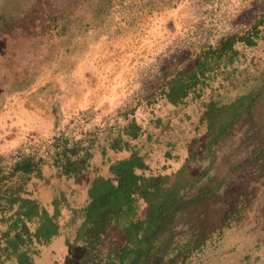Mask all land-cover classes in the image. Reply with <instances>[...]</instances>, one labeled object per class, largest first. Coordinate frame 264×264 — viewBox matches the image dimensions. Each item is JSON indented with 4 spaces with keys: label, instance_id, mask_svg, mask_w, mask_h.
Here are the masks:
<instances>
[{
    "label": "rangeland",
    "instance_id": "rangeland-1",
    "mask_svg": "<svg viewBox=\"0 0 264 264\" xmlns=\"http://www.w3.org/2000/svg\"><path fill=\"white\" fill-rule=\"evenodd\" d=\"M247 36L254 45L241 39ZM230 38L232 60L210 56L200 82L171 103L168 82L195 71ZM262 86L264 0H0V168L9 171L27 155L43 158L39 171L13 181L66 236L63 250L52 248L54 235L32 237L23 249L34 264H80L85 243L75 234L90 183L115 179L112 162L136 152L145 165L137 175L163 178L166 191L187 182L178 198L187 205L148 244L156 252L151 264H264V100L256 98L212 146L206 116L210 106ZM46 113L51 123L43 127ZM134 124L144 130L135 139L126 134ZM75 145L90 153L89 166L61 174L57 152ZM134 206L109 229L91 264H129V255L114 257L110 249L141 244L125 232L130 221L146 219L148 204L136 196ZM28 225L34 234L38 223ZM2 264L17 258L3 256Z\"/></svg>",
    "mask_w": 264,
    "mask_h": 264
},
{
    "label": "trees",
    "instance_id": "trees-1",
    "mask_svg": "<svg viewBox=\"0 0 264 264\" xmlns=\"http://www.w3.org/2000/svg\"><path fill=\"white\" fill-rule=\"evenodd\" d=\"M241 39L248 45L255 44L254 38L250 36ZM234 43L235 40L231 38L223 41L219 48L205 53L204 60L200 62L195 71L180 73L170 80L166 92L167 99L177 104L185 98L190 90L200 82L198 77L201 74L204 75V68L210 56H213L214 60L220 64L231 61L237 54ZM256 98L260 102L264 100V86L222 108L210 106L206 113L211 122L208 130L209 146L223 139L230 132L236 120L244 116V112L251 111L255 107ZM141 133L142 129L136 124L131 125V129L126 132L133 139ZM116 144H120L119 140ZM115 148H119V145ZM81 151L82 149L75 145L72 148L63 147L60 152H57L54 165L62 168L61 174L77 176L89 166L90 153L87 149L84 154H81ZM60 154H62L61 157ZM42 163H44L43 158L27 155L17 161L9 171L0 168L1 222L8 223V229L1 234V240L6 243V247H0V264L3 263V256L12 255L16 256L17 264H34L32 257L23 249V246L27 244V241L30 242L32 237L40 241L41 236L48 240L56 234L53 218L38 205L36 200L21 197L20 192L23 186L19 180L13 181L15 176L22 181L25 176L39 171ZM143 168H145L143 159L134 152L128 159L117 161L110 167L115 179L97 177L93 181L89 190L91 202L84 211L85 220L78 233V240L85 243V251L80 264H91L97 258L98 246L106 237L109 229L125 215L134 213L136 196L148 204L147 217L145 220L130 221L125 234L129 238L135 234L139 235L140 239L137 238V240L141 244L131 250L128 248L120 251L110 249V252L114 254V257L129 255L131 257L129 264H151L153 262L156 252L150 251L148 244L157 238L160 230L169 229L173 216L187 205L181 204L178 199L180 189L187 182L181 180L174 185L173 190L166 191L163 187V178H145L135 173L136 169ZM204 196L201 195L195 200H201ZM15 205L17 208L14 214L7 218L5 213L10 212ZM28 223H38L34 234L31 233Z\"/></svg>",
    "mask_w": 264,
    "mask_h": 264
},
{
    "label": "crops",
    "instance_id": "crops-1",
    "mask_svg": "<svg viewBox=\"0 0 264 264\" xmlns=\"http://www.w3.org/2000/svg\"><path fill=\"white\" fill-rule=\"evenodd\" d=\"M39 123H41V125H43V127L44 126H47L48 124H50L51 122H50V118H49V116L47 115V113L46 114H44L43 116H42V118H41V120H40V122ZM142 131H144L143 129H142ZM128 159V158H127ZM122 160H126V159H121V160H116V161H114V162H112V164L110 165V167L115 163V162H117V161H122ZM109 170H110V168H109ZM107 179V178H106ZM93 181H94V179H93ZM93 181L90 183L91 184V186L88 188V194H89V190H90V188L92 187V184H93ZM54 219V218H53ZM53 223L56 225V234L54 235V239H53V245H52V248L53 249H62L63 250V248H62V244H64V242L66 241V236H65V234L64 233H61V227L59 226V224L55 221V220H53ZM84 222H82V224H83ZM82 224H81V226H82ZM81 226H80V228L78 229L79 231H80V229H81ZM79 231H78V233H79ZM78 233H76L75 235H76V241L78 240ZM78 242V241H77ZM70 245V244H69ZM69 247H71V245L69 246Z\"/></svg>",
    "mask_w": 264,
    "mask_h": 264
}]
</instances>
